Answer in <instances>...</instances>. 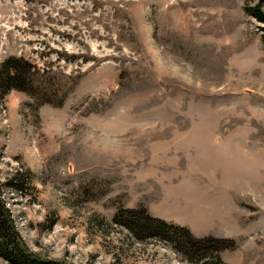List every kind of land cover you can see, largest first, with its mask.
<instances>
[{
  "label": "rangeland",
  "instance_id": "obj_1",
  "mask_svg": "<svg viewBox=\"0 0 264 264\" xmlns=\"http://www.w3.org/2000/svg\"><path fill=\"white\" fill-rule=\"evenodd\" d=\"M257 1L0 0V61L80 74L59 107L0 97V196L31 251L194 264L114 220L143 207L232 240L225 264H264V23L244 10Z\"/></svg>",
  "mask_w": 264,
  "mask_h": 264
},
{
  "label": "trees",
  "instance_id": "obj_2",
  "mask_svg": "<svg viewBox=\"0 0 264 264\" xmlns=\"http://www.w3.org/2000/svg\"><path fill=\"white\" fill-rule=\"evenodd\" d=\"M262 4L264 0L245 6V13L264 23ZM79 78L80 74L57 73L46 68L37 69L29 59L10 55L0 61V97L10 90H19L32 98L36 109L43 104L59 107L73 91ZM114 218L137 239L151 237L162 239L194 264H205L209 259H213L216 264H225L220 252L234 246L230 239L212 235L195 236L188 227L153 217L143 207L124 210L117 213ZM0 258L10 264H71L63 260L42 257L31 251L24 244L13 216L1 196Z\"/></svg>",
  "mask_w": 264,
  "mask_h": 264
}]
</instances>
